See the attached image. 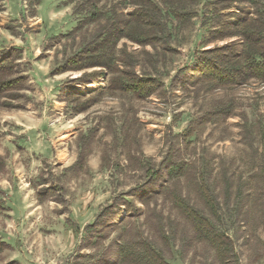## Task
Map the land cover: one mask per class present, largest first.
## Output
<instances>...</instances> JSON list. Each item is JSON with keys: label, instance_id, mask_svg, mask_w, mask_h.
Instances as JSON below:
<instances>
[{"label": "rangeland", "instance_id": "obj_1", "mask_svg": "<svg viewBox=\"0 0 264 264\" xmlns=\"http://www.w3.org/2000/svg\"><path fill=\"white\" fill-rule=\"evenodd\" d=\"M3 1L0 60L11 49L20 50L31 91L24 110L0 109V242L6 244L0 264H128L120 257V247L125 244L131 251L139 238L147 239L169 264H264V85L198 95L170 87L177 69L190 65L195 52L214 46L208 43L212 30L244 5L152 0L169 26V37L154 47L125 44L129 53L138 55L137 71L162 81V93L146 101L105 96L87 113L73 116L60 101L59 89L79 74H51L70 56L71 45L64 50L54 42L45 51L51 38L76 25L70 0H41L36 9L30 6L33 0ZM100 6L118 13L131 10L123 0H101ZM174 12L184 13L185 20ZM96 87L76 85L74 90L85 93ZM227 100L236 107L228 119L217 114ZM97 124L102 129L85 147L90 152L83 165L76 166L78 147L83 148L80 136ZM118 125L132 133L131 158L115 142ZM165 158L191 162L189 177L179 184L194 208L231 238L234 251L228 260L175 209L168 194L150 204L126 196L147 179L138 161L157 165ZM224 171L241 179L242 195L237 189L226 195ZM198 172L212 189L214 211L190 183ZM42 175L55 187L39 203ZM247 178L252 181L246 188ZM17 198L27 203L28 211H21L25 216L11 210ZM163 234L168 243H163Z\"/></svg>", "mask_w": 264, "mask_h": 264}, {"label": "trees", "instance_id": "obj_2", "mask_svg": "<svg viewBox=\"0 0 264 264\" xmlns=\"http://www.w3.org/2000/svg\"><path fill=\"white\" fill-rule=\"evenodd\" d=\"M41 0L30 2L32 9H36ZM131 10L127 13L112 12L105 6H100L101 0H70L72 15L76 17L75 27L66 34L50 39L45 51L63 45L64 50L70 43L71 53L62 65L54 68L53 76L74 73L78 77L68 79L59 89L60 101L66 104V109L73 116L87 113L92 107L100 103L103 97L120 99V101H146L163 91L164 84L157 77L146 72L139 73L137 69L138 55L127 51L125 42L139 47H154L162 44L164 36L170 35L168 24L163 21L161 10L152 0H123ZM227 3L244 5L235 13L228 15V21L212 30L208 43L214 44L209 49L198 50L194 53L192 63L177 69L170 80V87H174L193 95L212 93L221 90H235L251 83L264 85V0H226ZM230 4L225 10L229 9ZM4 1L0 0V12L4 10ZM82 7V8H80ZM84 8H87L84 9ZM82 9V10H81ZM84 14L82 19L78 16ZM176 17H184V13H173ZM33 17H35L33 15ZM223 43L218 46L217 44ZM150 58V53L145 52ZM22 53L18 49H11L9 54L0 60V109L24 110L27 107V94L31 85L26 72L22 70ZM83 89L89 85H97L85 93H77L74 86ZM217 111L225 118L235 116V103L227 100ZM217 106L214 108L216 111ZM124 127L127 121H119ZM119 126V125H118ZM101 128L100 124L86 130L80 136L82 146L78 147L79 154L75 165H83L86 155L85 149L92 142L95 133ZM118 127L113 133L115 142L119 145L125 158H131V132H123ZM118 135L116 134L117 132ZM130 160V159H129ZM137 162V160H134ZM133 161V162H134ZM144 167L146 181L143 185L131 188L128 197L137 198L144 204L159 195L168 194L172 204L186 220H188L201 237L223 260L233 256L234 245L224 232L218 231L211 222L187 199L184 188L179 184L180 179H187L192 170L188 160L163 159L159 164L138 161ZM146 163V164H144ZM144 166H143V165ZM43 190L37 192L39 203L47 200L54 192V185H48L47 178L39 176ZM252 178H247L246 188L250 186ZM191 185L205 207L214 211L216 206L212 189L205 179L203 172L193 176ZM222 183L228 196L231 190L237 189L242 195L243 182L234 174L228 175L224 171ZM248 190H251L249 188ZM245 197H247L245 195ZM128 202H125V205ZM163 243L168 239L162 236ZM6 247L0 242V252ZM120 257L128 264H169L162 254L151 245L147 239L139 238L132 250L125 244L120 247ZM7 264H18L10 262Z\"/></svg>", "mask_w": 264, "mask_h": 264}, {"label": "crops", "instance_id": "obj_3", "mask_svg": "<svg viewBox=\"0 0 264 264\" xmlns=\"http://www.w3.org/2000/svg\"><path fill=\"white\" fill-rule=\"evenodd\" d=\"M16 124H18V123H16ZM18 125H21V124H18ZM23 200L24 199H22V198L12 199L11 210L13 213H19L20 212V216L26 215L25 213L28 211V208H27V203L24 202ZM23 210L25 211V213H24L25 215L21 214V211H23ZM16 261L19 262V264H22V262L20 260H16Z\"/></svg>", "mask_w": 264, "mask_h": 264}]
</instances>
